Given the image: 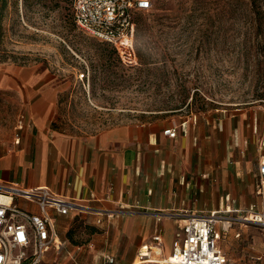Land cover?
Returning a JSON list of instances; mask_svg holds the SVG:
<instances>
[{"label": "rangeland", "instance_id": "obj_1", "mask_svg": "<svg viewBox=\"0 0 264 264\" xmlns=\"http://www.w3.org/2000/svg\"><path fill=\"white\" fill-rule=\"evenodd\" d=\"M74 1L7 0L0 12V156L42 99L51 127L76 136L264 104V0H157L135 17L132 55L81 29ZM243 224L222 248L233 264H260L264 233ZM57 230L64 246L45 260L104 264L92 229Z\"/></svg>", "mask_w": 264, "mask_h": 264}, {"label": "crops", "instance_id": "obj_2", "mask_svg": "<svg viewBox=\"0 0 264 264\" xmlns=\"http://www.w3.org/2000/svg\"><path fill=\"white\" fill-rule=\"evenodd\" d=\"M42 101L45 107L32 109L18 144L0 156V180L48 187L99 209L56 215V226L63 234L92 229L89 245L104 264L109 256L115 264H133L155 234L168 257L180 214L264 208L263 103L76 136L51 127L53 102ZM170 127L177 128L176 137L164 132Z\"/></svg>", "mask_w": 264, "mask_h": 264}, {"label": "built area", "instance_id": "obj_3", "mask_svg": "<svg viewBox=\"0 0 264 264\" xmlns=\"http://www.w3.org/2000/svg\"><path fill=\"white\" fill-rule=\"evenodd\" d=\"M156 1L75 0L72 12L81 29L132 55L135 17L139 12L151 10ZM164 132L177 136L174 127ZM261 164L263 187L264 161ZM17 199L25 200L32 208L21 206ZM73 210L100 212L48 187H28L20 182L0 180V264H56L45 260L51 248L60 251L64 246L57 230L56 215H68ZM177 220L179 230L172 252L162 264H233L222 249L221 234L239 222L258 225L264 232V208L258 209L256 205L243 210L227 206L206 215L183 213ZM162 247L161 234H155L151 242L140 247L137 257L140 261L150 260L154 255H162ZM105 264H115V257L109 256ZM260 264H264V250Z\"/></svg>", "mask_w": 264, "mask_h": 264}, {"label": "bare ground", "instance_id": "obj_4", "mask_svg": "<svg viewBox=\"0 0 264 264\" xmlns=\"http://www.w3.org/2000/svg\"><path fill=\"white\" fill-rule=\"evenodd\" d=\"M158 252H160V251L158 250ZM168 257L161 258V257H159V255H154V256H152V259L144 260V261H140V259L138 258V259H136L134 264H142V263H146V262L162 264V263H165L168 260Z\"/></svg>", "mask_w": 264, "mask_h": 264}, {"label": "trees", "instance_id": "obj_5", "mask_svg": "<svg viewBox=\"0 0 264 264\" xmlns=\"http://www.w3.org/2000/svg\"><path fill=\"white\" fill-rule=\"evenodd\" d=\"M74 4V2H73ZM73 4H72V8H73ZM7 5V0H0V12H2L3 8ZM1 26V24H0Z\"/></svg>", "mask_w": 264, "mask_h": 264}]
</instances>
